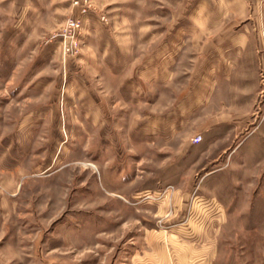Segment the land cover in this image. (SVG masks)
<instances>
[{
    "label": "rangeland",
    "instance_id": "rangeland-1",
    "mask_svg": "<svg viewBox=\"0 0 264 264\" xmlns=\"http://www.w3.org/2000/svg\"><path fill=\"white\" fill-rule=\"evenodd\" d=\"M11 2L0 0V264H264V0H111L76 56L53 38L63 25L37 33L48 1L29 0L24 18ZM89 28L95 46L136 38L129 59L122 40L100 42L121 73L85 68ZM216 33L249 39L239 62L218 50L195 67L193 44ZM81 79L104 105L74 98Z\"/></svg>",
    "mask_w": 264,
    "mask_h": 264
},
{
    "label": "crops",
    "instance_id": "crops-1",
    "mask_svg": "<svg viewBox=\"0 0 264 264\" xmlns=\"http://www.w3.org/2000/svg\"><path fill=\"white\" fill-rule=\"evenodd\" d=\"M46 1H48L49 5L48 8L49 11H44V13H42L41 15H36L37 16V21L36 24L43 26L41 29L38 30V34L45 32H50L53 33L57 30L58 26L64 25L66 23V20L69 17H75V18H80L83 21V36L86 34L84 28H88V26H90L91 24H94L95 22L98 23V21H101L102 23H104L101 20V16L102 14L105 13H100L98 10V8H103L105 6H107L108 3L111 2V0H45V3H47ZM78 1V4H75L74 2ZM89 5V11L88 13L83 14L82 13V7L85 5ZM11 10H13L15 12V14H19L20 10H27V12H23L22 16L23 18L29 14L30 11V4H29V0H12L11 2V6H10ZM47 10V8L45 9ZM36 25V26H37ZM93 29V28H92ZM92 29L89 28V32L91 31L92 35H86L84 37V41L86 42V55L81 57L83 58L84 62L87 64L85 66L86 69H89L90 72L92 73H97V74H101V73H105L110 75V77H113L112 75H115L116 73H121L122 70L117 69L119 68L118 65H116V61H115V57L113 55L108 56L109 53H107V51L101 50L100 47V42H104L105 46L110 43L118 42L122 40V43L125 44V49H126V54L128 59L129 57H134L135 56V52H137V47L135 45L134 42H136V38L130 34V37L124 41V39H117L114 36L112 37L113 39H108L105 38V35H99L101 36V38L104 39H96L97 41V45L95 46V44H92L90 41L93 37V32ZM55 30V31H54ZM94 30V29H93ZM34 32H36V30H34ZM90 33V34H91ZM98 35V34H97ZM96 35V38L98 37ZM109 35V34H108ZM228 34H221V33H216V34H212V35H202L201 38L197 41V44H193L194 46L197 45L198 50H197V59L198 61H196L197 63H194L193 65H195V67H197L199 61H204L205 59H207V61H209V57L212 56V54L215 56L216 53L218 52V50H223L225 53L223 54L224 59H231V58H236V64L239 62L240 58L243 55V50L246 49L247 44L246 41H248L249 39H246L245 43L243 46H240L238 44V40H237V34L234 35H230L229 38H227ZM107 37V36H106ZM27 40H36L35 36H32L31 38L27 39ZM195 39L194 36L192 35V42L194 43ZM133 42V44H132ZM183 46V45H181ZM188 44L184 45L182 47V49L179 51L178 56H180L181 58L184 56V52H188L187 47ZM100 50L102 52H100ZM237 50V51H236ZM93 53H92V52ZM237 52V54L233 53V52ZM107 57V58H106ZM185 57V56H184ZM180 58L177 59V62L179 64L180 62ZM68 61L72 62L71 58H68ZM238 61V62H237ZM67 62V61H66ZM172 65V62H171ZM205 65V64H204ZM118 66V67H117ZM183 67V65H182ZM195 67L193 70V73L195 72ZM64 71L67 73L68 71H70V69L72 67H69L68 64H65V66L63 67ZM121 68V67H120ZM157 66H154V68H152V70H154L155 72L157 71ZM172 68V67H171ZM197 69V68H196ZM72 70V69H71ZM205 67L202 66L200 67V69H197L196 72L198 73H205ZM171 71L173 72V70L171 69ZM187 71H189V69H187ZM186 71V72H187ZM78 72H80L78 70ZM184 72V71H182ZM181 73V71H180ZM67 85V84H66ZM66 85L65 87H63L61 84L59 86V93L61 92L62 89H64V93L60 94L62 95V97L66 98ZM77 87H79L80 89L83 90V96L81 97L78 93ZM73 91L72 94H74V98L76 97L77 99L80 100L81 104H86L88 105V107L91 108V110H94L95 107L100 106V105H104L105 102L102 101V97L100 98L99 95V88L95 86L94 82H89L88 81H84L81 79V82L75 84V87H72ZM61 97V96H60ZM59 97V100H60ZM61 97V99H62ZM96 110V109H95ZM95 112V111H94ZM94 115V113H92ZM93 119V116H92ZM197 134H202L203 137H205L206 133H201V132H196L193 137ZM192 137V138H193ZM158 148L156 147L155 150H157ZM144 153H146V149L144 151ZM8 182V180H6ZM9 181H11V179H9ZM11 194V193H10ZM13 195V194H11ZM3 196L0 195V242L4 237V233L6 234L7 230L9 229V223L8 220L6 219L5 216H7L8 214H3V210H2V201H3ZM3 214V215H2ZM5 246L8 247V244H6ZM4 246V247H5ZM3 248V245L1 247V249ZM1 254V252H0Z\"/></svg>",
    "mask_w": 264,
    "mask_h": 264
},
{
    "label": "built area",
    "instance_id": "built-area-1",
    "mask_svg": "<svg viewBox=\"0 0 264 264\" xmlns=\"http://www.w3.org/2000/svg\"><path fill=\"white\" fill-rule=\"evenodd\" d=\"M78 4V1L74 2ZM82 13H88L89 5H85L82 7ZM101 20L103 22L108 21V17L106 14H102ZM53 38H57V40H63V53L66 56H76L81 50V41L83 38V21L80 18L69 17L66 20V23L63 25L61 32L58 34H54ZM203 140L202 134H197L192 138L194 143H200Z\"/></svg>",
    "mask_w": 264,
    "mask_h": 264
},
{
    "label": "bare ground",
    "instance_id": "bare-ground-1",
    "mask_svg": "<svg viewBox=\"0 0 264 264\" xmlns=\"http://www.w3.org/2000/svg\"><path fill=\"white\" fill-rule=\"evenodd\" d=\"M60 41H61V43L63 44V40H62V39H60Z\"/></svg>",
    "mask_w": 264,
    "mask_h": 264
}]
</instances>
